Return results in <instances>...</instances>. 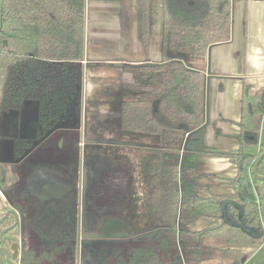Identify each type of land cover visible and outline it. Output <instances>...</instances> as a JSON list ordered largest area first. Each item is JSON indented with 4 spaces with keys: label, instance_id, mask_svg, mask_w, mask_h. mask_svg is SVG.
<instances>
[{
    "label": "flooded vegetation",
    "instance_id": "af4514ba",
    "mask_svg": "<svg viewBox=\"0 0 264 264\" xmlns=\"http://www.w3.org/2000/svg\"><path fill=\"white\" fill-rule=\"evenodd\" d=\"M89 1L119 3L123 0H85L84 57L80 62L82 83L65 122L44 126L36 120L35 130L23 135L22 110L13 112L19 113L17 120L11 119L13 113L0 115V141L8 142L12 151L11 157L4 156V145L0 142V264H116L113 256L119 249L115 248L137 240L147 246L154 245L160 251L161 262L169 257L175 264H199L207 258L211 246L218 245L227 260L225 264H256V256L264 249V201L259 190V183L264 182L261 179L264 175L259 173L264 158L255 174L258 160L264 154V88L252 81L246 84V78L254 79L249 76L246 61L243 67L232 72L238 76L220 77L234 80L230 87L226 82L217 83L218 93L224 103L230 100L231 110L239 106V118L222 116L217 124L210 125L211 81L217 77L210 69L213 63L205 70L189 61V58L203 56L209 59L213 48L231 42L235 23L233 0H229V39L206 45L193 43L194 50L190 51L173 48V37L165 31L167 0H162L161 60L155 63L90 60L88 50L91 45L86 46ZM195 1H190L189 5L194 6ZM152 2L147 1L144 18L145 7L143 0H139L140 40L146 51L150 44ZM216 5L220 8L221 2L217 1ZM168 62H177L203 78L202 123L194 129L187 123H180L167 130V124L172 120L165 116L168 113L160 112L159 129L160 132L166 130L160 136L122 130V105L136 97L134 68L157 69ZM115 67L127 76L128 82L122 85L123 92L113 95L112 101L88 99L86 79L89 70ZM90 106L95 107L94 113H90ZM38 115L37 105V119ZM99 116L109 118L108 122L114 118L118 123L102 125ZM175 118L179 117L175 115ZM220 124L227 127L222 128ZM211 127L216 128V133L209 131ZM123 133L142 138L157 137L159 143L151 150L141 146L133 150L128 145L119 149L112 145L113 142L109 145L101 142L132 139H126ZM82 136L88 141H82ZM212 137L219 138L222 149L217 147L219 145H209ZM247 147L256 149V159L244 173ZM161 153L163 162L154 174L151 166L156 154ZM166 168L174 172V181L166 176ZM40 173L45 174L42 177L46 176L49 183L63 186L52 192L55 194L52 196L60 198L51 199L46 194L40 197L32 188ZM157 174L160 180L156 178ZM172 186L178 192L177 198H170ZM161 195L169 197L170 211L163 204ZM155 201L158 210H154ZM253 208L254 212H251ZM202 221H207L208 225L195 229ZM106 225L110 226L109 237L102 238V229ZM220 228L234 230L238 235L220 236L216 232ZM242 236L252 242H245ZM145 252L154 262L155 250L151 252L150 247H146Z\"/></svg>",
    "mask_w": 264,
    "mask_h": 264
},
{
    "label": "trees",
    "instance_id": "16d2710c",
    "mask_svg": "<svg viewBox=\"0 0 264 264\" xmlns=\"http://www.w3.org/2000/svg\"><path fill=\"white\" fill-rule=\"evenodd\" d=\"M147 1L143 0L144 18ZM190 1L166 2L168 23L165 31L173 37V48L190 51L194 50L193 43L206 45L228 40L229 0H196L194 6L189 5ZM217 1L221 2L220 8ZM84 16L85 0H0V115L19 112L26 103L36 102L38 124L55 126L65 122L70 104L81 89ZM134 74L136 97L122 105V130L160 136L166 131L159 129L160 112L168 113L165 116L172 120L167 130L180 123H187L192 129L202 123L200 109L205 91L200 75L192 74L177 62H168L157 69L135 67ZM156 103L159 106L155 107ZM157 154L151 166L154 174L163 162L162 153ZM245 155L244 173L255 161L256 149L247 147ZM164 171L174 181V172L169 168ZM259 173L264 175V160ZM155 176L159 178V174ZM259 190L264 201V182L259 183ZM171 191L170 198H177L178 192L173 186ZM161 198L169 210V197L161 195ZM154 205V210H158L157 201ZM216 232L225 237L238 235L227 228ZM242 238L247 243L252 242L248 237ZM146 247H150L151 252L155 250L154 262L146 254ZM115 249H119L113 256L116 264H175L169 257L161 262L160 251L141 240L120 244Z\"/></svg>",
    "mask_w": 264,
    "mask_h": 264
},
{
    "label": "crops",
    "instance_id": "0c3cea01",
    "mask_svg": "<svg viewBox=\"0 0 264 264\" xmlns=\"http://www.w3.org/2000/svg\"><path fill=\"white\" fill-rule=\"evenodd\" d=\"M89 13V31H91V46L88 58L92 61L107 60L109 62H122L124 60L136 62H159L161 60V34H162V0H153L150 29V44L146 51L140 40V13L139 0H123L119 3L91 1ZM233 37L231 42L215 47L207 56L189 58L199 68L207 70L208 64L213 74L219 70L226 73L217 77L238 76L237 69L243 67L246 61L249 76L252 78L264 77V0H233ZM89 33V34H90ZM244 52V55H243ZM256 55L258 58H256ZM193 59V60H192ZM207 63V67H206ZM211 66V65H210ZM116 67H118L116 65ZM98 69L92 68L87 73L86 95L91 101L102 98L103 101L113 100L112 96L123 92L122 85L127 76L118 68ZM227 75V76H226ZM217 78L211 81L213 95L208 100L210 103V125L225 118H239L238 109L234 106L231 110L230 100L224 103L218 93ZM102 96L100 97L99 95ZM94 113V106L89 107ZM17 117L11 119L17 120ZM16 124V123H15ZM221 127H227L220 124ZM216 133V128L209 130ZM134 135L132 134L131 137Z\"/></svg>",
    "mask_w": 264,
    "mask_h": 264
},
{
    "label": "rangeland",
    "instance_id": "374dc122",
    "mask_svg": "<svg viewBox=\"0 0 264 264\" xmlns=\"http://www.w3.org/2000/svg\"><path fill=\"white\" fill-rule=\"evenodd\" d=\"M89 2L87 4V10H86V24H87V21L89 20L90 16L92 15V12L90 11V8H89L90 7L89 6L90 5ZM89 13H90V16H89ZM90 32L91 31H89V27H86V46L87 47H89L91 45L92 37H91V33ZM88 52H89V50H88ZM256 58H258L257 55H256ZM184 60H186V59H184ZM225 73H226L225 69L222 70V71L219 70V73L214 75V76H221V75H224ZM219 81L221 83L222 82H226L228 84V86H229V84H231L234 80L233 79H222V78L219 77ZM246 81H247L246 84H249V82L252 81L256 85H259V86L264 88V77H260V78H257V79L254 78L253 80H251L249 78H246ZM210 95H213V91L212 90L210 92ZM18 114L19 113H13V115H11V116L16 117V116H18ZM36 115H37V105L35 103L29 102V103H26L23 106V109L21 111L22 134L23 135H29L30 133H32L35 130L36 124H37ZM98 119H99V122L102 125H105L104 123H112L114 125H115V123H118V120H116L114 118H111L113 120H111L109 122H108L109 118H105L103 116H99ZM0 121H1V117H0ZM0 128H1V122H0ZM0 134H1V129H0ZM123 135L126 137V139H129L132 136V134H130V133H123ZM133 135L134 136L131 139L132 141L129 139V140H126L125 142L123 140H120V141H117V140H112V141L103 140L101 142L104 143L103 145H109L110 142H113L112 145L116 146L119 149H122L123 145H128V148L133 149V150H135V149L137 150L138 147H140V146L144 150H151V148L153 149L154 147L158 146L159 142H158V138L157 137L145 136L144 138H142V137H139V136H137L135 134H133ZM0 139H1V137H0ZM127 141L129 142L128 144H127ZM218 141H219V138H216V139L214 137L209 138V145L210 146L211 145L212 146L219 145V146H217L218 148L223 147V144L221 142L218 144ZM0 142H1V145H4L3 155L8 157V158L11 157L12 151L10 149V144L8 142L3 141V140L0 141ZM220 149H222V148H220ZM227 149H229V148H227ZM0 156H1V149H0ZM197 162H195L194 164H196ZM225 164H227V162H225ZM139 171H141V170H139ZM43 175H45V174L40 173L34 179V182L32 183V188L39 193L38 195L40 197H43L41 194H46L51 199L52 198H56V196H52V195H55V194H52V192H55V191L61 189L63 186L61 184H58V183H49L47 181V177L46 176L42 177ZM58 198H60V197H58ZM58 198H56V199H58ZM205 225H208L207 221L199 222V223L196 224L195 229H199L201 227H204ZM214 246H216V247H212L211 246L210 250H208L207 258L202 260V261H200L199 264H225L227 262L226 258L222 255V253L220 251L221 247L218 246V245H214Z\"/></svg>",
    "mask_w": 264,
    "mask_h": 264
},
{
    "label": "water",
    "instance_id": "95a60500",
    "mask_svg": "<svg viewBox=\"0 0 264 264\" xmlns=\"http://www.w3.org/2000/svg\"><path fill=\"white\" fill-rule=\"evenodd\" d=\"M75 101H72L70 104V110H72L73 106H74ZM82 141H88L87 139L84 138V136H82ZM264 158V154L259 158L258 163L255 167V174H257V167L259 165V163L262 161V159ZM261 179L264 180V177H261ZM263 211H264V207H263ZM110 226L106 225L103 229H102V235L100 237L105 238V237H109V235L107 234V232L110 231ZM107 234V236H106ZM91 238V237H90ZM264 256V249L261 250L258 255L256 256L255 260H256V264H264V259H262V257ZM250 264V262H249Z\"/></svg>",
    "mask_w": 264,
    "mask_h": 264
}]
</instances>
